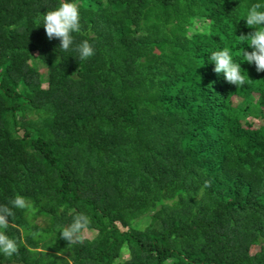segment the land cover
<instances>
[{
    "label": "trees",
    "instance_id": "16d2710c",
    "mask_svg": "<svg viewBox=\"0 0 264 264\" xmlns=\"http://www.w3.org/2000/svg\"><path fill=\"white\" fill-rule=\"evenodd\" d=\"M61 2L0 0V205H33L0 264H264V72L237 38L264 0H74L68 51L37 23ZM225 47L243 86L213 72ZM76 213L96 235L68 245Z\"/></svg>",
    "mask_w": 264,
    "mask_h": 264
},
{
    "label": "clouds",
    "instance_id": "9594fccd",
    "mask_svg": "<svg viewBox=\"0 0 264 264\" xmlns=\"http://www.w3.org/2000/svg\"><path fill=\"white\" fill-rule=\"evenodd\" d=\"M264 5L259 3L251 5L246 11L244 19L246 26L253 31L247 35L241 34L238 40L241 45L246 44L252 50L245 51L241 48L240 55L244 63L254 65L257 73L264 72ZM37 23H42V27L49 41L59 40V48L68 51L74 45V33L81 32L80 10L74 0H62L59 6L41 14V19ZM81 61L91 58L94 53L93 46L88 40H83L75 45L73 49ZM210 61L214 64L213 72L217 75L222 74L225 81L236 87L243 86L248 76L244 75L240 63L234 62L231 51L225 47L211 53ZM74 74V73H73ZM211 182L205 181L204 187H210ZM32 203L19 194L9 200L8 204L0 205V254L5 257H12L19 251L17 241L10 238L6 231L11 225L10 218L15 216L14 209L32 210ZM90 226V218L83 213L73 215L71 223L63 226L59 230L60 238L65 240L68 245L83 243V233ZM38 233H32L35 238ZM61 255V253H57Z\"/></svg>",
    "mask_w": 264,
    "mask_h": 264
},
{
    "label": "rangeland",
    "instance_id": "374dc122",
    "mask_svg": "<svg viewBox=\"0 0 264 264\" xmlns=\"http://www.w3.org/2000/svg\"><path fill=\"white\" fill-rule=\"evenodd\" d=\"M40 72L45 73V70L44 69H41ZM45 86H46V84L44 83L43 84V87H45ZM239 100L240 99H238L236 97H233V101L235 103H237ZM249 120L253 122V127L254 128H257L258 126H260V124H262V121L261 120H253V119H249ZM38 222H40V220ZM95 235H96V232L95 231H89V230H87V231H85L83 233V238H93ZM258 249H259L258 247H252L251 250H250V253L251 254H254L255 252L258 251ZM122 259L123 260L128 259V255L124 254L122 256Z\"/></svg>",
    "mask_w": 264,
    "mask_h": 264
}]
</instances>
